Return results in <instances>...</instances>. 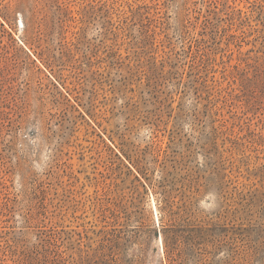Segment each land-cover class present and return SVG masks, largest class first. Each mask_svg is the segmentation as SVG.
<instances>
[{
	"label": "rangeland",
	"instance_id": "obj_1",
	"mask_svg": "<svg viewBox=\"0 0 264 264\" xmlns=\"http://www.w3.org/2000/svg\"><path fill=\"white\" fill-rule=\"evenodd\" d=\"M0 264H264V0H0Z\"/></svg>",
	"mask_w": 264,
	"mask_h": 264
}]
</instances>
